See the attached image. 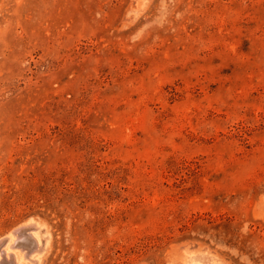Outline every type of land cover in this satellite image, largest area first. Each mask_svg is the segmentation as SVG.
<instances>
[{"label": "rangeland", "instance_id": "obj_1", "mask_svg": "<svg viewBox=\"0 0 264 264\" xmlns=\"http://www.w3.org/2000/svg\"><path fill=\"white\" fill-rule=\"evenodd\" d=\"M30 217L39 264H264V0H0V238Z\"/></svg>", "mask_w": 264, "mask_h": 264}, {"label": "bare ground", "instance_id": "obj_2", "mask_svg": "<svg viewBox=\"0 0 264 264\" xmlns=\"http://www.w3.org/2000/svg\"><path fill=\"white\" fill-rule=\"evenodd\" d=\"M50 237L48 226L30 217L8 235L0 238V264H24L26 257L31 261L29 264H39L41 256L48 248ZM15 248L19 250L15 251ZM204 251L186 247L181 252L182 259L179 263L172 259L167 264H223L218 257Z\"/></svg>", "mask_w": 264, "mask_h": 264}, {"label": "trees", "instance_id": "obj_3", "mask_svg": "<svg viewBox=\"0 0 264 264\" xmlns=\"http://www.w3.org/2000/svg\"><path fill=\"white\" fill-rule=\"evenodd\" d=\"M209 222H211V224L214 223L213 219H209ZM214 227H219V226H214Z\"/></svg>", "mask_w": 264, "mask_h": 264}, {"label": "water", "instance_id": "obj_4", "mask_svg": "<svg viewBox=\"0 0 264 264\" xmlns=\"http://www.w3.org/2000/svg\"><path fill=\"white\" fill-rule=\"evenodd\" d=\"M5 237V236H4Z\"/></svg>", "mask_w": 264, "mask_h": 264}]
</instances>
